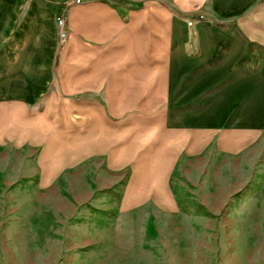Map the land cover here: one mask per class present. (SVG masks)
Instances as JSON below:
<instances>
[{"label":"crops","instance_id":"crops-1","mask_svg":"<svg viewBox=\"0 0 264 264\" xmlns=\"http://www.w3.org/2000/svg\"><path fill=\"white\" fill-rule=\"evenodd\" d=\"M0 109L43 180L103 159L121 211H170L179 157L264 138V0H0Z\"/></svg>","mask_w":264,"mask_h":264},{"label":"rangeland","instance_id":"rangeland-1","mask_svg":"<svg viewBox=\"0 0 264 264\" xmlns=\"http://www.w3.org/2000/svg\"><path fill=\"white\" fill-rule=\"evenodd\" d=\"M44 159L42 144L0 142V264H264V138L238 155L179 157L170 211H121L130 172L110 173L103 159L52 183Z\"/></svg>","mask_w":264,"mask_h":264},{"label":"built area","instance_id":"built-area-1","mask_svg":"<svg viewBox=\"0 0 264 264\" xmlns=\"http://www.w3.org/2000/svg\"><path fill=\"white\" fill-rule=\"evenodd\" d=\"M66 4L63 6L64 8L62 9V11L57 15L56 17V23L57 25L59 26L60 28V38L61 40H64V37H65V32L62 30V28L64 27V24H65V8H66ZM204 18V14L202 12H197L195 14V16H193L189 21H188V24L191 25L192 22L195 20V19H203Z\"/></svg>","mask_w":264,"mask_h":264}]
</instances>
